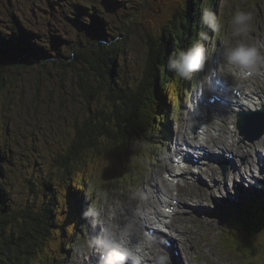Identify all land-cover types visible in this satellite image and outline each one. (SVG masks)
Wrapping results in <instances>:
<instances>
[{"label":"rangeland","instance_id":"1","mask_svg":"<svg viewBox=\"0 0 264 264\" xmlns=\"http://www.w3.org/2000/svg\"><path fill=\"white\" fill-rule=\"evenodd\" d=\"M206 1V7L221 25L219 32L201 23L203 5L199 2ZM194 3L199 4L195 6ZM190 6L192 11L188 16L192 24L186 38L178 27L181 18L187 25L185 9ZM238 10L252 13L246 42L256 44L264 54V0H0V31L11 33L13 23L17 21L32 33L33 45L45 48L50 56H57L53 60L50 56L40 57L38 61L26 59L18 69L11 67L5 73L6 90L0 95V189L7 199L8 210L16 212L14 231L20 233L23 229L25 232L26 221L32 218L30 213L48 208L51 200L49 190H56L57 195L63 198L54 178L57 174L61 176L62 156L71 145L76 129L82 127L90 111H107L112 106L105 94L87 104L78 86V78L75 79L67 68L60 69L58 63H64L70 69L71 64H75L72 53L83 50L90 56L91 47L107 48L118 43L116 69H120V73L116 78L122 87L127 85L134 89L145 80L154 83L153 78L160 69L156 71L159 65L151 62L155 57V60H164L162 53L170 48L163 41L165 37L169 36L165 40L169 42L170 33L184 34L181 50H185L200 39L203 32L207 34V39L201 41L206 48L203 67L187 79L171 71L169 89L161 90L160 96H156L169 105V119L165 118L167 110H161L163 121L160 127L157 115L158 123L152 126L150 135L154 142L144 137L127 148L120 142L112 151L105 139L100 138L102 143L98 150L93 148L87 159L80 157L74 164H69L77 167L85 163L81 167L82 173L76 176L84 186L79 189L83 193L82 198L79 199L81 195L78 193L70 196L74 201L66 202L63 198L60 224L46 230L40 228L44 234L56 236L55 242L48 239L45 249L52 256L59 252L53 264H86L91 256L94 259L100 256L101 249L94 242L100 239L101 233L102 238L107 236L121 242L118 231L123 226L122 222H135L128 225L132 230L127 234L133 233L146 240V230L162 228L160 218L149 221L150 216H155L153 211L161 210L172 233L156 235L152 244L147 240L145 252L149 264H160L161 261L163 264H248L249 260L264 264V251L256 256H235L228 255L222 246L224 233L235 229L229 228V220L224 216L232 217L227 209L221 207L231 203L229 197L233 198L238 191L251 186L254 182L251 169L263 164L264 159V146L261 147L259 141L252 144L242 141L244 137L239 136L231 113H213L209 106L211 91L216 89V85H213V90L208 88L222 72V78L230 83L225 87L228 93L227 99L223 98L224 104L234 101L232 96L237 93L233 95V89H239L238 95L242 93V99L246 96L251 99L250 92H253L257 101H251L264 104V63L255 67L257 71L251 73L252 76H242L244 79L223 70L224 49L234 46L239 39L232 37L231 24ZM193 21L199 28L193 29ZM58 39L61 47L56 44ZM63 40L68 42H61ZM82 65L78 66L81 77L92 85L90 77L83 73ZM183 91H189L192 98L185 100ZM178 95L183 100L181 113L172 99ZM229 97L231 100L228 101ZM242 101L246 102L245 99ZM219 107L223 113L225 105ZM207 112L211 118L208 128L205 126ZM201 131H208L211 138L200 140L198 132ZM201 143L205 144L206 152L210 151L209 158H198L194 164L186 165L189 169H181V163L174 157L183 152L193 153L190 154L192 157L199 155L194 151H201ZM184 144L189 146L187 150ZM224 144L231 146L224 147ZM239 149L250 153L248 163L244 165L237 158ZM225 158L228 169L223 176L218 163ZM177 169L180 176L173 178L171 171ZM260 190H264V186ZM163 191L168 192L172 199L170 203L179 204L166 210L168 215L158 195L164 194ZM93 194L95 197L91 199ZM257 195L255 192L254 196ZM52 197H55L54 193ZM76 200L80 203L75 204ZM237 200L234 199L241 203L244 198ZM73 207L75 215L80 217L76 227L82 234L76 239H72L69 223L74 222L71 219ZM86 211L88 216L84 215ZM145 213L150 215L144 218ZM109 222L115 229L113 236L104 231ZM155 222L160 223L155 226ZM61 227L66 228L67 237L63 243L70 240V249L59 244L57 238L62 234ZM242 228L245 235L248 230L245 225ZM261 238L264 239L263 236ZM166 240L171 248L164 246ZM90 242L93 244L91 248L88 247ZM39 260L41 258L34 259L32 264H41Z\"/></svg>","mask_w":264,"mask_h":264},{"label":"trees","instance_id":"2","mask_svg":"<svg viewBox=\"0 0 264 264\" xmlns=\"http://www.w3.org/2000/svg\"><path fill=\"white\" fill-rule=\"evenodd\" d=\"M199 3H202L203 11L205 9L210 10L206 7L208 4L207 1ZM199 3H194L193 5L196 6ZM186 9L185 18L187 25L183 23L185 20L181 18L180 27L176 26L182 30L187 38L190 25L192 24L190 16L188 15H190L192 8L190 6L186 7ZM182 15L184 16V14ZM74 22L80 23L77 21ZM194 23L195 26L193 29L196 27L199 28L197 22L195 21ZM169 35V42L165 41L169 39V36L163 39L165 44H168L170 47L169 49L166 48V52L164 51V53H162L164 60H155V57L151 62L152 64L155 63V65H159L156 71L160 69L159 74L155 75L153 78L154 83L145 80L134 89H131L127 85L122 87L116 78L117 73H120V69H116L118 67L117 57L119 55V51H117V47L119 46L118 43H112L107 48L91 47L90 56H87L86 52L83 50L72 53V57L75 58V64L72 63L70 69L64 63H58L60 69L65 70L64 68H67L72 72L75 79L78 78V86L84 93L87 104H91L94 100H98L103 94H105L106 99L112 104L107 111L100 110L89 112V116L86 118L82 127L76 129L74 139L68 147L66 154L62 156V161L59 166L61 176L59 177L57 174L54 179H56V185L66 202L72 200L70 196L72 195L74 197V193L81 195L82 192L79 189L80 187H84L83 183L80 182V178L76 176L82 173L83 169H81V167H84L85 163L77 167L69 166V164H74L73 162L77 161L80 157L87 159L90 156L89 152L93 151V148L98 150L102 143L99 141L100 138L105 139L108 146L112 148V151H114L113 147L118 148V143L120 142L125 148L140 141L144 137L154 142L150 139V135L152 126L158 123L157 115H159L158 119L161 121L159 124L160 127H162L163 121L161 110H167L165 112V118L167 120L169 119V105L166 101L163 105V103H161V98H156V96H160L158 93L161 92V90H165V88L169 89L168 84L170 83L172 72L167 67L168 60L181 51L183 43V36L172 33ZM32 37V33L28 29L20 26L17 21L13 23L11 33L0 31V95L6 90L7 79L5 73H7L11 67H16L18 69L20 67L19 65H22V62L26 59L38 61L40 57L50 56L45 48L31 43ZM61 42H68V40H63ZM58 43L59 39L56 41V44L61 47L62 45ZM56 57L55 55L49 58L53 60ZM80 64H83V73L90 77L93 82L92 85L88 84V81L81 77V71L78 68ZM161 74L162 81L160 82ZM173 93L175 95V92ZM181 97L182 96L179 95L172 97L174 102H176L179 113H181V108L183 106ZM190 97L191 94L186 93V99L188 100ZM153 100L155 101L153 102ZM169 128H171L170 125ZM164 139L166 140L165 135ZM1 161L2 157H0V162ZM45 185L50 187V185L46 183ZM49 191L51 192V200L49 199L48 208L45 211L30 213V217L32 218H28L26 221L27 226L25 232L23 229H20V233H16L13 229L17 225V221H15L16 212L14 210L13 212L8 210L6 204L7 199L2 195L0 189V264H32L34 259L36 260L38 258H41V260H39L41 264L55 263V259L59 252L52 256L46 251L45 245L47 248L48 241L52 239H54L53 241L55 242L56 236L53 235V237H51L49 233L44 234L40 228L43 227V229L46 230L60 224L62 221L61 212L64 204L63 198L57 195L56 190ZM53 193L55 197H52ZM46 195H44V197H46ZM94 197V194L91 195V199ZM81 198L82 195L79 199ZM74 203L78 204L80 202ZM226 204L232 206V209L228 210L231 217L242 219L245 222L244 224L250 227V230L247 236L234 230L231 232L228 231V236L224 239L225 247L230 254H234L235 256L245 254L251 256L260 255V252L264 251V239L261 238V236L264 237V193H262V198L259 195H252L249 200L243 203ZM72 213L71 219H74V222H69L70 232L73 234L72 239H76L81 236L80 233L79 236H77L75 231V229L77 230V220H79L80 217L75 215L74 207ZM232 221L234 220L231 219L230 223ZM30 225H33L32 228H30ZM50 231H53V229ZM61 231V236L57 238L60 242L59 244L62 243L67 249H70L72 247L70 240L67 242L68 245H66L67 243H63L64 238L67 237L65 233L66 228L61 227ZM225 247L224 249L227 252ZM62 256H64V254H62ZM247 263L255 264L253 260H249Z\"/></svg>","mask_w":264,"mask_h":264},{"label":"clouds","instance_id":"3","mask_svg":"<svg viewBox=\"0 0 264 264\" xmlns=\"http://www.w3.org/2000/svg\"><path fill=\"white\" fill-rule=\"evenodd\" d=\"M252 20V13L247 11L238 10L232 17V37L239 39L234 46L227 47L223 51L224 71L237 76H245L251 74L258 64L264 63V54L258 46L246 42ZM201 23L217 32L221 29L216 16L207 9L202 12ZM205 39H207V34L200 33V39L187 49L176 53L174 57H170L167 64L168 69L185 79L190 78L192 73L200 70L206 61V48L201 42ZM84 215L88 216L89 212L86 211ZM94 243L102 250L100 264H126V261L132 256L129 249L114 238L110 239L105 236L97 239ZM92 246L93 244L90 242L88 247L91 248ZM160 264H163V261Z\"/></svg>","mask_w":264,"mask_h":264},{"label":"bare ground","instance_id":"4","mask_svg":"<svg viewBox=\"0 0 264 264\" xmlns=\"http://www.w3.org/2000/svg\"><path fill=\"white\" fill-rule=\"evenodd\" d=\"M222 75H224V72L221 73V76H219V78H215V81L214 82L212 81L213 83L210 84L208 90H213V85H216V89H214L213 91H211V92H215L218 88H221V87H224V86H227L228 84H230L229 82H226V80H224L222 78ZM239 79H244V78L240 76ZM216 82H217L218 85L216 84ZM231 83H233V82H231ZM233 90L231 92L232 94H233ZM238 91H239V89L236 90V93H238ZM258 91L261 92L260 90H258ZM250 94H251L250 98L252 100L257 101V99H255L253 97L254 96V93L253 92H250ZM256 94H257V96L259 95L257 92H256ZM241 96H243V95L242 94H240L239 96L234 95L233 96L234 101H232L230 103L227 102L226 105L230 104L231 106H233L235 108L234 110H237V108H240L239 107V104L242 107V109H253V110L258 109L262 105V103H258V102H254V101L252 102L251 99H249L248 96H246L245 98H243V99L246 100V102H243L242 101L243 99L240 98ZM263 96H264V94H263ZM223 98H225V97H223V96L220 97V100H223L224 101ZM161 101H162V98H161ZM162 103H164V102L162 101ZM221 105H225V104L223 102H217V101L214 104H210V106H211V108L213 110V113L222 114L223 109H221L219 107ZM205 118H207L205 120V124H206L205 126H206V128H208V123L211 120V118L209 117V112L206 113ZM197 129L200 130V128H197ZM198 136H199V139L202 140V141L204 140V138H208V139L211 138L210 135H209V133H208V131H201L200 133L198 132ZM234 137H236V136L234 135ZM259 142H261V145L260 146L263 147L264 146V137L262 139H260ZM228 146H231V145L230 144H224V147H228ZM204 147H205V144H202L201 143L200 144L201 150H204ZM237 158H240L241 161H242V165H244L245 163H248V159L250 158V153L248 151H244L243 149H239L238 150V154H237ZM183 162L184 161L182 159H180L179 163H183ZM256 167H261V165L257 164ZM171 172H173V174H172V177L173 178H178L180 176L178 169L177 170H173ZM252 178H253V180L255 182L258 177L256 178L255 175L253 174L252 175ZM254 182H252L251 186L248 189H245V192L246 191H252V190L255 191V189L253 187V183ZM163 192H164V194H162V192H161L158 195H160V203L162 204L163 209L166 210L167 208H170L171 207L172 203H170L169 201L172 200V199L170 198V196H169V194H168L167 191H163ZM158 195H156L157 198H158ZM240 200H241V198H238L237 201H240ZM244 200H243V202H244ZM73 201H74V199H73ZM75 202H78V200H76ZM243 202H241V203H243ZM161 213H163L161 210H155V211H153L152 215H155V216L154 217H151V216L149 217L150 223L153 220V218L154 219H157V220H158V218H160L159 219L160 221L167 220V218L163 214H161ZM148 215H150V214L145 213V214H143V217L144 218H147ZM157 223H160V222H155L154 225H157ZM122 224H123V226L121 227V229L119 228L120 230L118 231V233L121 236L120 238L122 240L120 243H124L126 246H135L138 249H141L143 251L147 250V240L141 239L140 237H138L136 235H133V233H130V235L127 234V232H131V230H132V229L129 228L128 225L135 224V222L128 223V224H125V223L122 222ZM104 227H105V230L104 231L107 234H110V236H113V234H114L113 232L115 231V229L113 228V225L111 224V222L106 223V225ZM75 231H76V235L79 236V231H77L76 229H75ZM96 232H97L98 235H100V232L98 230H96ZM96 261H98V262H96ZM86 264H100V256H98L96 259H94V257L91 256V258L88 260V262ZM126 264H130V263L128 261H126ZM144 264H146V263H144Z\"/></svg>","mask_w":264,"mask_h":264},{"label":"water","instance_id":"5","mask_svg":"<svg viewBox=\"0 0 264 264\" xmlns=\"http://www.w3.org/2000/svg\"><path fill=\"white\" fill-rule=\"evenodd\" d=\"M237 116L239 135L243 136L246 141L254 143L264 136V108L256 113L241 111L237 113ZM249 134H251L250 137L248 136ZM220 170L222 175H224L227 172L226 164H220Z\"/></svg>","mask_w":264,"mask_h":264}]
</instances>
